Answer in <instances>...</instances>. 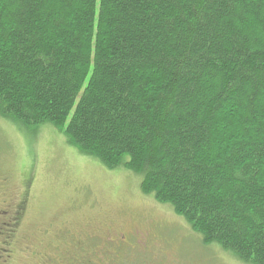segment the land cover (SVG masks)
Wrapping results in <instances>:
<instances>
[{
    "label": "trees",
    "instance_id": "trees-1",
    "mask_svg": "<svg viewBox=\"0 0 264 264\" xmlns=\"http://www.w3.org/2000/svg\"><path fill=\"white\" fill-rule=\"evenodd\" d=\"M0 119L51 126L264 264V0H0Z\"/></svg>",
    "mask_w": 264,
    "mask_h": 264
},
{
    "label": "rangeland",
    "instance_id": "rangeland-1",
    "mask_svg": "<svg viewBox=\"0 0 264 264\" xmlns=\"http://www.w3.org/2000/svg\"><path fill=\"white\" fill-rule=\"evenodd\" d=\"M0 164L1 169L16 174L13 183L17 194L30 190L29 211H36L34 221L40 226L61 220L76 234L81 230L87 233L90 229L84 227L97 221L110 222V226H133L138 234L155 240L156 228L168 231L169 225L177 223L175 218L181 219L170 206L143 194L138 177L120 167L109 170L95 158L81 155L51 126L26 129L0 119ZM28 178L33 180L29 190L25 184ZM77 190L82 198L78 204L85 208L94 201V210L73 209L68 198ZM163 238H167L166 233ZM190 239L197 242L192 236Z\"/></svg>",
    "mask_w": 264,
    "mask_h": 264
},
{
    "label": "flooded vegetation",
    "instance_id": "flooded-vegetation-1",
    "mask_svg": "<svg viewBox=\"0 0 264 264\" xmlns=\"http://www.w3.org/2000/svg\"><path fill=\"white\" fill-rule=\"evenodd\" d=\"M13 178L16 174L10 169H1L0 164V264L235 263L225 251L202 244L184 224L169 225L168 231L164 232L156 228L153 239L157 241L144 233L138 234L133 226H110V222L97 221L84 227L90 229L87 233L81 230L76 234L61 220L55 223L53 219L40 226L34 221L36 211H29V189L33 180L24 179L29 191L17 194ZM76 198L70 196L68 202L73 209L83 210ZM94 204L89 206L90 209H95ZM175 220L181 222L179 218ZM165 233L167 238H163ZM191 236L197 242L190 239ZM209 251L219 256L213 257Z\"/></svg>",
    "mask_w": 264,
    "mask_h": 264
}]
</instances>
